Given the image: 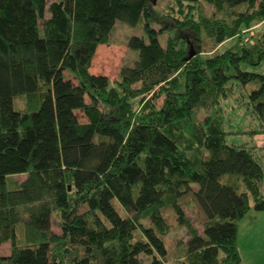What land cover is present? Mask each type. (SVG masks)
Instances as JSON below:
<instances>
[{
  "label": "trees",
  "instance_id": "trees-1",
  "mask_svg": "<svg viewBox=\"0 0 264 264\" xmlns=\"http://www.w3.org/2000/svg\"><path fill=\"white\" fill-rule=\"evenodd\" d=\"M48 4L0 0V246L11 243L0 264H243L240 221L264 211V147L253 143L264 134V73L244 67L264 60V0ZM143 19L149 43H131L140 62L117 80L92 72L117 21ZM232 98L249 128L227 129ZM189 193L203 233L181 203ZM165 207L190 234L176 263Z\"/></svg>",
  "mask_w": 264,
  "mask_h": 264
},
{
  "label": "rangeland",
  "instance_id": "rangeland-1",
  "mask_svg": "<svg viewBox=\"0 0 264 264\" xmlns=\"http://www.w3.org/2000/svg\"><path fill=\"white\" fill-rule=\"evenodd\" d=\"M52 1L53 0H48V5H50ZM169 2L170 0H154V5L156 9L165 11ZM49 15L50 14L47 13V17ZM145 26L144 19L137 24H131L122 20L117 21L110 33L109 40L99 45L92 61L91 71L97 74L107 75L112 80H117L121 77V72L125 66H136L142 58V50L133 47L131 43L134 37L143 38L146 43H149V37ZM155 26L159 27L158 24H155ZM167 38L168 33L160 35L159 42L161 47H166ZM235 41L227 42L221 49L229 48ZM244 67L255 72L264 73V60L257 66L244 65ZM14 107L17 110H24L27 108L25 94L15 96ZM207 111L208 110L203 109L199 116L203 117ZM224 111L227 118V129L244 130L249 128V115L245 113L243 107L236 106L233 98L224 103ZM77 113L81 121H87V117L83 111L79 110ZM247 139H250L248 135H230L228 138L230 143H242ZM253 143L259 147H264V134L253 137ZM16 177L18 180H22L27 177V174H18ZM228 178L242 183V180L237 175L226 174L223 180L225 181ZM242 187L244 188V185H242ZM181 203L194 226L199 232L203 233L206 216L196 198L192 193H189L181 199ZM116 205L119 210L124 213V210L119 206L117 201ZM164 213L167 220L172 224L170 232L165 237L169 249V260L171 263H176L177 259L184 255L185 245L190 238V234L187 227L179 223L177 215L171 207H165ZM247 216L248 217L240 221L239 245L243 264H264V211L253 209ZM251 218H253V220L251 224H249ZM144 221L149 222L148 219H144ZM24 229L25 228H23V232L25 231ZM52 229L57 233H62L60 218L55 212L52 217ZM10 253L11 243H3L0 246V254L8 255ZM79 253L82 254V251H79ZM91 264H103V262L98 255H95Z\"/></svg>",
  "mask_w": 264,
  "mask_h": 264
},
{
  "label": "crops",
  "instance_id": "crops-1",
  "mask_svg": "<svg viewBox=\"0 0 264 264\" xmlns=\"http://www.w3.org/2000/svg\"><path fill=\"white\" fill-rule=\"evenodd\" d=\"M258 28H259L261 31L264 30V21L261 22V23L259 24V27H258ZM249 213H250V212H249ZM249 213H248V214H249ZM248 214H247V215H248ZM247 215H246L245 217H248ZM252 220H253V218H251V219L249 220V224H251ZM239 244H240V227H239ZM241 254H242V253H241Z\"/></svg>",
  "mask_w": 264,
  "mask_h": 264
},
{
  "label": "water",
  "instance_id": "water-1",
  "mask_svg": "<svg viewBox=\"0 0 264 264\" xmlns=\"http://www.w3.org/2000/svg\"><path fill=\"white\" fill-rule=\"evenodd\" d=\"M194 54H195V52H192V53H191V56L194 55ZM191 56H190V57H191Z\"/></svg>",
  "mask_w": 264,
  "mask_h": 264
}]
</instances>
